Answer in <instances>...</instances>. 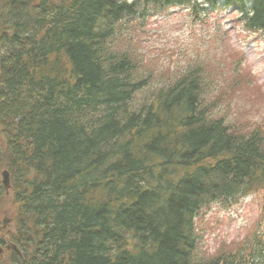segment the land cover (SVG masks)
<instances>
[{"label": "trees", "instance_id": "16d2710c", "mask_svg": "<svg viewBox=\"0 0 264 264\" xmlns=\"http://www.w3.org/2000/svg\"><path fill=\"white\" fill-rule=\"evenodd\" d=\"M217 7L264 32V0H0V264H264V235L202 249L195 229L214 203L264 197L263 129L216 111L252 82L229 28L212 39L227 65L187 64L145 93L135 38L113 46L119 24Z\"/></svg>", "mask_w": 264, "mask_h": 264}, {"label": "rangeland", "instance_id": "374dc122", "mask_svg": "<svg viewBox=\"0 0 264 264\" xmlns=\"http://www.w3.org/2000/svg\"><path fill=\"white\" fill-rule=\"evenodd\" d=\"M237 18V14L231 10L217 7L213 12L206 13L198 22L192 14L182 13L179 8H170L150 17L144 25L139 21H132L124 30V24H119L117 28L119 33L115 36L113 46L117 48L120 37H123V43L128 38H135L131 45L138 47V51L144 57L143 60L150 63L144 67V70H149L146 71V75L153 76L149 86L143 91L145 93L159 84L160 78L174 77L187 64L199 61L215 67L227 65L225 62L221 63L222 58L212 48L214 46L212 39L217 30L229 28L232 45L229 46V50L241 53L243 57L241 68L249 74L252 82L248 87L244 86L225 96L216 111L218 116H225L229 124L233 128L237 126L243 134H248L256 126L264 131V32L244 31L241 27L235 26ZM231 54L234 62L240 60L236 58L237 53ZM218 78L221 80L224 75H219ZM224 83L217 85L219 87L217 93L224 91L226 87ZM213 96L210 94L207 97ZM263 202L262 193H252L239 199L229 208L214 203L203 209L195 220V229L199 234L202 249L217 247L221 239L223 241L225 239L233 241L237 237L250 239L253 232L264 235ZM3 218L9 220L4 227ZM10 223L7 214L0 217L1 238L5 239L6 233L12 229Z\"/></svg>", "mask_w": 264, "mask_h": 264}, {"label": "water", "instance_id": "95a60500", "mask_svg": "<svg viewBox=\"0 0 264 264\" xmlns=\"http://www.w3.org/2000/svg\"><path fill=\"white\" fill-rule=\"evenodd\" d=\"M1 177H2V180H1L2 186H3L4 190H5V192L8 193L9 192V189H10V186H9V174H8V172L6 170H3L1 172ZM8 222H9L8 219L3 218L2 219V227H4ZM5 248L6 249H11L16 254L20 255V251L16 248V246L14 244L6 245Z\"/></svg>", "mask_w": 264, "mask_h": 264}, {"label": "bare ground", "instance_id": "6f19581e", "mask_svg": "<svg viewBox=\"0 0 264 264\" xmlns=\"http://www.w3.org/2000/svg\"><path fill=\"white\" fill-rule=\"evenodd\" d=\"M3 170H5V169H3ZM3 170H1L0 171V183H1V180H2V177H1V172L3 171ZM7 171V170H6ZM8 172V171H7ZM1 185H2V183H1ZM9 186H10V177H9ZM3 187V186H2ZM9 191H10V189H9ZM6 193V192H5ZM9 194V192L8 193H6V196H9L8 195ZM17 248V247H16ZM18 249V248H17Z\"/></svg>", "mask_w": 264, "mask_h": 264}]
</instances>
